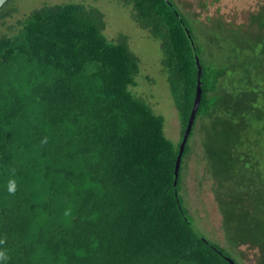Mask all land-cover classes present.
I'll list each match as a JSON object with an SVG mask.
<instances>
[{"label":"trees","instance_id":"16d2710c","mask_svg":"<svg viewBox=\"0 0 264 264\" xmlns=\"http://www.w3.org/2000/svg\"><path fill=\"white\" fill-rule=\"evenodd\" d=\"M117 1L160 41L181 141L197 58L202 66L177 186L181 141L131 89L141 59L130 35L109 39L105 12L83 2L43 4L12 24L18 8L8 0L0 8L8 29L0 31V250L8 259L0 264H241L199 235L180 195L198 123L224 236L264 264V4L240 24L194 13L197 35L173 0Z\"/></svg>","mask_w":264,"mask_h":264},{"label":"rangeland","instance_id":"374dc122","mask_svg":"<svg viewBox=\"0 0 264 264\" xmlns=\"http://www.w3.org/2000/svg\"><path fill=\"white\" fill-rule=\"evenodd\" d=\"M185 17L194 25L192 14H198L197 19L207 20V17H223L224 20L240 24L247 23L252 12L264 4L261 0H183L179 5ZM207 2V9L201 3ZM68 2H83L100 7L106 14L107 28L105 35L112 39L119 32H125L131 37V47L141 59L140 72L132 91L144 98L155 113L164 119V129L168 138L178 146L181 141V119L170 92L166 74L161 73L162 51L160 41L150 37L149 32L137 26L131 17V6H124L117 0H13L18 8L9 23L15 24L18 19L28 14L32 9L43 4ZM185 11V12H184ZM1 27V32H6ZM198 35V34H197ZM200 123L190 139L191 149L187 154L183 171L180 195L184 205L189 208V216L194 221L196 231L211 242L223 247L241 264H256V252L246 246L240 247L244 257L227 242L222 228V216L212 190L213 179L207 171V161L204 157L200 135Z\"/></svg>","mask_w":264,"mask_h":264},{"label":"water","instance_id":"95a60500","mask_svg":"<svg viewBox=\"0 0 264 264\" xmlns=\"http://www.w3.org/2000/svg\"><path fill=\"white\" fill-rule=\"evenodd\" d=\"M8 0H0V8L7 2ZM197 66H198V84H197V91H196V97L194 100V104H193V108H192V112L191 115L189 117L188 123H187V127L183 133V138L180 144V150H179V154L177 156V161H176V166H175V182H174V186H177V182H178V178H179V174H180V168H181V162H182V156H183V152L185 149V146L188 142L189 139V135L192 131L193 125L195 123L196 120V116H197V111L199 109V106L201 104V100H202V93H203V89H202V66L200 63L199 58H197ZM176 194H178V191L176 190ZM228 260L232 263V264H237L235 261H233L231 258H228Z\"/></svg>","mask_w":264,"mask_h":264},{"label":"clouds","instance_id":"9594fccd","mask_svg":"<svg viewBox=\"0 0 264 264\" xmlns=\"http://www.w3.org/2000/svg\"><path fill=\"white\" fill-rule=\"evenodd\" d=\"M46 142V141H45ZM17 189V184L15 179H11L8 181L7 184V190L11 194H15ZM5 243V240L0 239V245H3ZM8 256H7V250H0V261H7Z\"/></svg>","mask_w":264,"mask_h":264}]
</instances>
